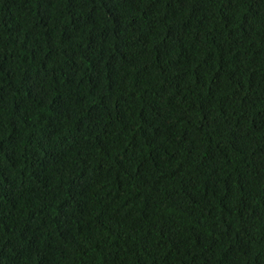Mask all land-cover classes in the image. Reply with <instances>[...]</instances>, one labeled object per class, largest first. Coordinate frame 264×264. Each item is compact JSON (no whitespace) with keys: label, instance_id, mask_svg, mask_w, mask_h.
I'll return each mask as SVG.
<instances>
[{"label":"trees","instance_id":"trees-1","mask_svg":"<svg viewBox=\"0 0 264 264\" xmlns=\"http://www.w3.org/2000/svg\"><path fill=\"white\" fill-rule=\"evenodd\" d=\"M0 264H264V0H0Z\"/></svg>","mask_w":264,"mask_h":264}]
</instances>
